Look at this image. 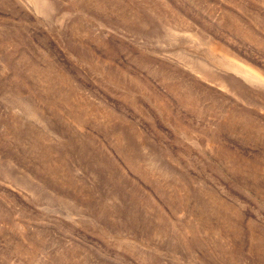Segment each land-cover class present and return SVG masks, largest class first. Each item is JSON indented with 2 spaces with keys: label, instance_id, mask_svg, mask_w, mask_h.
<instances>
[{
  "label": "rangeland",
  "instance_id": "rangeland-1",
  "mask_svg": "<svg viewBox=\"0 0 264 264\" xmlns=\"http://www.w3.org/2000/svg\"><path fill=\"white\" fill-rule=\"evenodd\" d=\"M0 264H264V0H0Z\"/></svg>",
  "mask_w": 264,
  "mask_h": 264
},
{
  "label": "bare ground",
  "instance_id": "bare-ground-1",
  "mask_svg": "<svg viewBox=\"0 0 264 264\" xmlns=\"http://www.w3.org/2000/svg\"><path fill=\"white\" fill-rule=\"evenodd\" d=\"M251 77H253V76H251ZM254 78V80L256 79V77H253ZM257 80V79H256Z\"/></svg>",
  "mask_w": 264,
  "mask_h": 264
}]
</instances>
